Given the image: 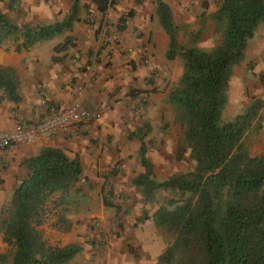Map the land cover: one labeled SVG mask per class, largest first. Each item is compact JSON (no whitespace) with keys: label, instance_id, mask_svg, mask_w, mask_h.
Wrapping results in <instances>:
<instances>
[{"label":"trees","instance_id":"16d2710c","mask_svg":"<svg viewBox=\"0 0 264 264\" xmlns=\"http://www.w3.org/2000/svg\"><path fill=\"white\" fill-rule=\"evenodd\" d=\"M214 1L217 8L209 19L221 29V40L203 51L178 45V28L169 7L164 0H153L154 16L168 40L164 59L179 58L182 63L181 76L168 93L167 103L182 128V151H188L193 163L189 172L157 181L146 157L144 131L148 126L129 134L139 144L137 158L142 169L131 185L143 201L153 202L158 191L177 196L167 202L170 209L160 206L149 217L156 227L174 235L157 264H264V152L251 157L243 143L264 103L255 99L232 121H221L231 69L243 60L247 42L264 22V0ZM92 3L103 14L116 0ZM81 7L86 8L80 0H71L61 21L33 28L18 27L0 11V44L19 37L21 43L15 49H27L63 36L79 21ZM125 16L130 17L131 12ZM72 47L71 37L66 36L53 51ZM0 91L2 99L19 102L17 78L3 67ZM22 165L27 174L14 188L7 218L1 224V241L11 251L9 264H67L80 247H51L43 241L38 227L51 196L58 193L57 206L65 203L70 187L80 179V163L76 157L47 148ZM102 205L110 207L105 200ZM147 219L143 214L141 220ZM0 261H5L4 256Z\"/></svg>","mask_w":264,"mask_h":264},{"label":"crops","instance_id":"0c3cea01","mask_svg":"<svg viewBox=\"0 0 264 264\" xmlns=\"http://www.w3.org/2000/svg\"><path fill=\"white\" fill-rule=\"evenodd\" d=\"M3 1L7 3V7L0 11L7 20L18 27L31 28L61 21L71 5V0H16L18 7L15 14L11 0ZM152 1L145 0L143 6H137L134 5L133 0H120L106 13L108 23L111 25L109 33L115 39L116 45L111 48L108 60L101 59L97 62L92 76L87 72V57L98 49V45L90 27L85 24L90 16H95L92 10H86L87 8L81 7L79 21L74 23L71 31L63 36L36 43L27 49H15L21 43V39H8L0 44V67L14 73L19 95V102L13 104L2 99L0 91V132H11L16 120L27 123L41 120L47 108L53 105L78 102L82 108L95 114L88 131L82 133L85 135H76L73 130H68L50 140L37 139L29 145L0 151V180L3 189L0 190V207L3 205V199L9 197L10 191L21 180L18 167H21L25 159L38 155L44 149L54 148L63 152L68 158L76 157L81 166L79 181H86L87 184L95 183L97 188L101 173L108 164L123 160V166H127V161L128 163L135 161L133 157H137L138 142L134 139L131 141L120 139L118 131L123 123L134 115L146 111L149 113L148 117L155 120L154 115L165 109L163 100L166 99V95L157 93L164 84L156 81L155 77L158 74L167 76L168 72L170 73L164 62L167 37L156 18L149 16L146 8V5L151 4ZM80 4L85 5L86 0H80ZM127 8L132 9L128 25L121 27L122 29L116 28L117 18L124 15L122 13ZM88 13L91 15L89 16ZM256 33L257 31L253 37ZM66 36L73 38L74 47L64 52H54L53 48L61 44ZM73 54L79 55L77 60H72ZM145 56L149 61L147 64L142 59ZM154 71L157 72V76H154ZM77 85L83 88L80 95L75 94L74 88ZM167 92L168 89L164 93ZM130 94L136 97L132 98ZM142 100H148L149 107L143 109L137 105L138 101ZM4 166L6 169L3 170ZM137 175L131 178L126 169V174L123 176L124 181L126 179L124 186L126 192L131 191L132 188L128 183L131 184V180ZM71 190L72 187H70V195ZM114 190L121 191L126 196V192L118 187L115 186ZM72 195L74 196V191ZM70 206H73V210L68 219L72 221H74V207L78 212L76 218L81 219V222L93 217L103 218L105 214L108 216V213L103 211V207L98 206L96 200L92 201L87 196L84 199L68 200L67 198L59 207L65 209ZM95 206L99 208L92 209ZM84 227V224L74 227L75 229L72 228V231L64 235L69 238L68 242L80 247V252L67 264H98V260H95L98 255L89 252L88 247L83 243L88 236V231ZM156 239H150L148 236L133 238L132 243L139 258L135 261L126 258L123 262L153 264L159 256ZM3 247L4 244L0 240V249L2 250ZM113 249L111 247L110 250L106 249L104 253L102 252L101 264H122Z\"/></svg>","mask_w":264,"mask_h":264},{"label":"rangeland","instance_id":"374dc122","mask_svg":"<svg viewBox=\"0 0 264 264\" xmlns=\"http://www.w3.org/2000/svg\"><path fill=\"white\" fill-rule=\"evenodd\" d=\"M120 0H116L115 5ZM145 0H133L134 5L143 6ZM171 10V15L174 25L178 28L177 43L181 48H196L203 51H209L219 44L221 40V29L218 30L217 25L209 19L216 8L217 3L214 0H164ZM7 2V1H6ZM86 10H92L94 17L90 16L85 24L90 27L91 33L96 40V28L99 23H105L109 27L106 13L113 9L109 7L103 15L96 11L92 0H86ZM7 7L5 1L0 0V10ZM11 7L16 14L15 10L18 7L16 0H11ZM149 16H154V2L146 5ZM134 11V10H133ZM132 9L127 8L122 14L127 15ZM105 14V15H104ZM122 16V15H121ZM130 16V17H131ZM128 17V18H130ZM117 18L115 27L121 28L122 22ZM10 21V20H9ZM37 27V26H36ZM257 33L253 40L249 41L243 60L231 69V75L227 88V102L222 111L221 121L229 122L239 114L255 99L264 103V22L257 27ZM110 34V33H109ZM71 37V36H70ZM14 39L18 40L19 37ZM71 39H73L71 37ZM73 43V41H72ZM165 60V59H164ZM166 69L170 71L167 76L159 75L154 71L156 81L164 84V87L157 93L159 95H166L163 100L165 109L160 111L159 114L154 115L156 119L152 120L148 117V112L134 115L131 119L123 123L118 131L119 138L127 141L133 140L129 134L136 131L142 125L148 126V131L145 133V147L146 157L152 165V171L155 180L163 181L170 176H176L189 172L193 163L188 158V151H182V128L174 121V114L172 108L167 103L168 93L177 85L182 71V63L179 58L174 61H164ZM153 79V80H155ZM166 89H168L167 93ZM156 94V92H155ZM130 97L136 95L130 94ZM148 100L138 101L137 105L141 108L149 107ZM162 106V105H161ZM80 135H85L80 133ZM135 140V139H134ZM243 143L247 148L248 154L251 157L258 156L264 152V106L259 110L257 119L252 123L251 129L243 138ZM121 144V141H120ZM133 162L123 166V160L111 162L106 166L100 176V183L98 188L95 183L87 184L86 181H79L73 184L71 195L70 190L66 199H84L96 200L99 206L103 207V211L108 213L103 218L93 217L85 222L77 219V208L74 207V221L68 219L73 210L70 208H61L57 206L58 193H55L44 207V220L42 225L38 227V231L45 243L51 247H62L68 244L69 238L65 237L72 228L85 225L88 236L84 240V244L88 247L89 252L96 256L98 264H101L102 252L106 249L110 250L113 247V252L118 257L122 264L123 259L135 261L139 258L138 252L134 247L133 238H140L148 236L150 239L157 238V246L159 247V256L154 260L153 264H157V259L163 254L164 250L172 243L174 235L165 229L158 228L154 225L149 218L160 206H165L170 209L167 202L171 199H176L177 196L169 192L158 191L155 193V199L151 203H145L139 193V190L131 187L130 192H126L124 186V174L127 173L132 178L133 175L141 174L138 158L133 157ZM125 163V162H124ZM6 169L5 166L2 168ZM18 169L21 179L26 176L23 165ZM119 174V175H118ZM130 178V179H131ZM130 181V180H129ZM0 190L2 189V180H0ZM127 184V185H128ZM118 187L121 191H115L114 188ZM96 188V190H94ZM3 190V189H2ZM14 188L10 191L9 197L3 199V205L0 207V240L2 237L1 224L7 218V211L9 207V200ZM74 191V196L72 195ZM77 192V193H75ZM70 195V197H69ZM100 196V197H99ZM105 200L110 207H104L102 201ZM101 201V202H100ZM95 206L92 209L97 210L99 207ZM143 214H146L148 219L141 220ZM76 218V219H75ZM44 227L42 228V226ZM145 226V228H144ZM75 229V228H74ZM2 242V241H1ZM4 244V243H3ZM0 256H4L5 261L0 264H9L10 248L4 244L3 249H0ZM120 264V263H119Z\"/></svg>","mask_w":264,"mask_h":264},{"label":"built area","instance_id":"2783aa9c","mask_svg":"<svg viewBox=\"0 0 264 264\" xmlns=\"http://www.w3.org/2000/svg\"><path fill=\"white\" fill-rule=\"evenodd\" d=\"M128 19L125 16L121 23L123 27L128 25ZM96 32L98 49L87 57L89 76L93 75L97 62L101 59L108 60L110 58L111 48L116 45V41L108 33V26L105 23H99ZM78 56V54H73L72 60H77ZM142 59L146 64L149 62L146 56ZM74 90L76 95H80L83 88L77 85ZM94 118L95 114L82 108L78 102L50 106L41 120L28 123L16 120L11 132H0V151L20 145H29L37 139L50 140L68 130H73L76 135H80V133L88 131Z\"/></svg>","mask_w":264,"mask_h":264}]
</instances>
